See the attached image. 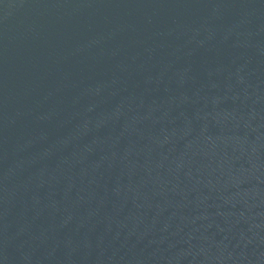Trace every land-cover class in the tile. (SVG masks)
Returning <instances> with one entry per match:
<instances>
[{
    "label": "water",
    "instance_id": "1",
    "mask_svg": "<svg viewBox=\"0 0 264 264\" xmlns=\"http://www.w3.org/2000/svg\"><path fill=\"white\" fill-rule=\"evenodd\" d=\"M0 264H264V0H0Z\"/></svg>",
    "mask_w": 264,
    "mask_h": 264
}]
</instances>
